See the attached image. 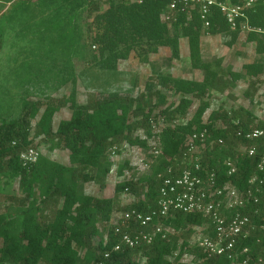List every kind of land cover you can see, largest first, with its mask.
Segmentation results:
<instances>
[{
    "label": "trees",
    "instance_id": "16d2710c",
    "mask_svg": "<svg viewBox=\"0 0 264 264\" xmlns=\"http://www.w3.org/2000/svg\"><path fill=\"white\" fill-rule=\"evenodd\" d=\"M12 1L0 0V22H16L24 27L28 24L27 10L33 2L44 6L52 0H20L7 8H10L7 14L3 9ZM82 1L68 19L62 18L60 12H55L50 17L48 26L49 29L59 31L57 36L63 39L71 18L96 12L90 23L84 21L82 25L89 31L91 43L99 47L97 62L104 69H114L116 61L126 59L131 51L143 62L148 61L149 55L157 52L160 47H168L172 56L178 57L179 36L182 34L188 39L191 66L207 72L208 64L199 50L202 31L213 34L228 31L233 38L239 33V30L229 28L223 15L215 7L209 15V26L204 28L196 10L190 15L179 13L169 24L164 22L162 12L171 0H104L106 8L103 11L98 10L100 0ZM262 11V0H257L247 12L249 26L257 29L264 27ZM4 16L7 19H3ZM247 39L256 42L257 52H264V33L249 31ZM262 67L259 63H251L245 65L244 69L248 75L256 76L262 71ZM157 81L163 86H172L175 93L183 95L181 94L177 105L169 104L158 109L155 114L166 122L158 133L161 151L159 164L145 178L146 191L143 198L132 207L147 211L155 206L158 188L156 174L171 164L173 158L183 153L187 138L194 131L203 129L207 132L206 148L201 160L203 169L214 170L219 182L229 180L244 189L264 151V138L255 142L246 141L237 137L236 132L238 129H264V123H255L252 114L241 106L228 111H213L208 120L203 122L202 115L208 106L205 103L200 104L185 123H174L185 115L190 104L185 93L202 95L207 89L223 91L225 83L220 84L215 75L203 83H196L162 73L157 74ZM154 96L159 102L165 98L163 93L157 91L153 94L146 91L137 99L107 92L81 105L75 102L72 91L69 97L70 117L60 120L55 130L52 128V118L62 101L59 100L58 105L46 104L34 126V133L36 136L42 135L57 147L68 150L67 164L40 155L36 162L23 166L19 159L20 151L31 145L30 118L35 116L42 103L26 101L15 120L0 122V173L18 177V189L23 193V202L16 207L14 216L6 217L0 213V264H189L182 260L181 253L187 247V237L192 232L190 227L206 221L201 215L178 213L175 217L167 218L166 224L182 234L186 232L176 254L177 242L160 237L142 248L123 247L119 251H113L119 240L118 235L113 232L112 227L104 226L102 233L96 225L98 219L103 223L108 222L113 210L112 200L88 194L78 184V181L98 182L101 187L104 186L102 180L110 168L107 152L112 145L118 146L122 141H128L131 145L146 144L145 139L133 136V132L142 128L148 137L152 136L153 120L150 116L157 106L150 103ZM63 103L65 104L64 101ZM132 114L135 117L130 120L129 115ZM219 119L222 126L216 125ZM218 139L223 142L215 143L210 148L209 142H216ZM238 142L246 146L255 144L254 155L248 156L245 151H233L232 146ZM226 158L232 159L236 165V171L231 175H227V168L222 163ZM126 167L127 162L119 166V174ZM135 187L133 179H126L116 184L115 193L119 194L126 188L135 192ZM259 198V203L255 205L258 213L251 212L250 218L253 223L263 225L264 186ZM257 236L261 238L260 242H256ZM243 242L250 249L245 255L248 257V264H264V231H254ZM106 252H109L108 258L104 257ZM195 253L197 259L201 260L195 264H229L226 257L209 255L198 246L195 247ZM137 255L144 260L138 261ZM172 255L173 258H170ZM259 256L262 257L261 263L258 262ZM243 257L244 255L239 256Z\"/></svg>",
    "mask_w": 264,
    "mask_h": 264
},
{
    "label": "rangeland",
    "instance_id": "374dc122",
    "mask_svg": "<svg viewBox=\"0 0 264 264\" xmlns=\"http://www.w3.org/2000/svg\"><path fill=\"white\" fill-rule=\"evenodd\" d=\"M18 1L20 0L8 3L3 11L7 13L10 10L7 8ZM103 1L100 0L99 11L106 8ZM82 3V0H52L44 6H38L37 2H33L26 13V26L21 27L16 22H0V122L15 120L26 101L42 103L35 116L30 118L31 145L36 148L39 156L67 164L68 150L57 147L42 135L36 136L34 133V126L46 104L58 105V101H62L52 118V128L55 130L58 122L68 118L71 113L69 97L72 91L75 102L81 105L107 92L136 99L146 91L150 94L157 91L165 95L162 102L155 96L151 99L150 105L157 106L150 116L153 120L152 136L148 137L142 128L133 132V136L145 139L144 146L122 141L115 156H109L107 152L110 168L102 180L104 186L101 187L98 182L78 181L80 188L86 193L112 200L113 210L108 222L103 223L98 219L96 224L98 231L104 233L103 227H112L111 220L116 213L132 207L143 198L146 191L145 178L159 164L158 157L161 155V152L158 155L152 154V147L160 149L158 133L166 125L163 118L155 114L158 109L169 104L177 105L181 94L183 95L180 92L175 93L172 86L159 83L157 74H167L175 79L196 83H203L215 75L220 84L225 83L223 91L207 89L202 95L185 93L190 104L185 115L174 123H185L193 116L197 107L204 103L208 106L202 115L203 122L208 120L213 111H228L241 106L252 114L255 123H264V52L256 51V42L247 39L248 32L239 31L233 38L228 31L213 34L203 30L199 37V50L208 64L207 72L191 66L189 50L188 54L186 53L188 39L180 33L178 57H173L168 47H160L157 52L149 55L148 61L143 62L131 51L126 59L116 61L114 69H104L97 62L99 47L91 43L89 31L82 25L84 21L90 23L96 12L71 18L63 39L57 36L59 31L49 29V19L55 12H60L62 18L68 19ZM6 16L3 19H7ZM251 63L263 65L262 71L256 76L248 75L244 69L245 65ZM134 117L133 114L129 115L130 120ZM216 125L222 126L223 123L219 119ZM245 146L238 142L232 148L233 151L242 152ZM124 162H127V167L119 174V166ZM18 179L0 173V213L6 217L14 216L16 207L23 202V193L18 189ZM126 179L136 182L135 192L124 190L119 194L115 193L116 184ZM206 227L205 221L190 227L192 232L187 237V247L181 253L183 261L189 264L201 261L197 259L195 247L208 232ZM185 235L186 232L182 234L175 229L168 234L167 239L177 242L175 254L179 251L178 246ZM136 259L144 260L139 255Z\"/></svg>",
    "mask_w": 264,
    "mask_h": 264
},
{
    "label": "built area",
    "instance_id": "2783aa9c",
    "mask_svg": "<svg viewBox=\"0 0 264 264\" xmlns=\"http://www.w3.org/2000/svg\"><path fill=\"white\" fill-rule=\"evenodd\" d=\"M256 2L257 0H171L162 12V20L169 24L179 13L190 15L196 10L203 27L207 28L210 23L209 15L215 7L231 30H257L264 33V27L257 29L247 23V12ZM262 5L264 18V0ZM206 133V129L194 131L188 137L183 153L158 171L157 197L153 208L142 211L129 207L112 217L111 226L119 238L113 251H119L123 247L142 248L150 245L156 237L167 238L174 231L170 224L165 223L169 216L175 217L178 213L199 214L206 219L208 232L202 236L197 246L209 255L226 257L229 264H248V257L245 255L250 249L243 241L256 230L264 231V224L257 225L250 218L251 212L258 213L255 205L259 203V194L264 186V151L247 186L241 189L229 180L219 182L214 170L203 169L201 160L206 148ZM236 135L255 142L264 138V129H238ZM222 142V139L216 142L213 140L209 142V146L211 148L215 143ZM117 150L118 146L115 144L109 147V156H115ZM244 151L252 156L256 145H247ZM160 152L157 147H152V154L158 155ZM38 157L39 153L32 145L19 153L23 166L36 162ZM222 163L227 168V175L235 173L236 165L232 159L226 158ZM255 240L260 242L261 238L257 236ZM262 254L264 255V246ZM242 255L244 257L239 258ZM104 257L108 258L109 252ZM258 262H262V257L259 256Z\"/></svg>",
    "mask_w": 264,
    "mask_h": 264
},
{
    "label": "crops",
    "instance_id": "0c3cea01",
    "mask_svg": "<svg viewBox=\"0 0 264 264\" xmlns=\"http://www.w3.org/2000/svg\"><path fill=\"white\" fill-rule=\"evenodd\" d=\"M186 53L188 54V48H187V50H186ZM71 114V113H70ZM54 117V116H53ZM69 117H70V115H69ZM68 117V118H69ZM68 118H64V119H68ZM52 123H53V121H52Z\"/></svg>",
    "mask_w": 264,
    "mask_h": 264
}]
</instances>
